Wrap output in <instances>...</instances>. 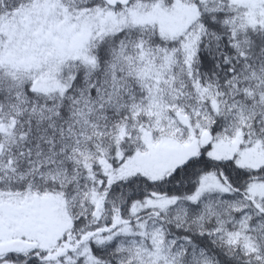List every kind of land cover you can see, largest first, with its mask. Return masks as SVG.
<instances>
[{"label":"snow or ice","instance_id":"6c2138e0","mask_svg":"<svg viewBox=\"0 0 264 264\" xmlns=\"http://www.w3.org/2000/svg\"><path fill=\"white\" fill-rule=\"evenodd\" d=\"M0 264H264V0H0Z\"/></svg>","mask_w":264,"mask_h":264}]
</instances>
